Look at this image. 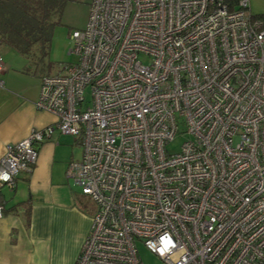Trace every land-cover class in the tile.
<instances>
[{"label": "built area", "instance_id": "built-area-1", "mask_svg": "<svg viewBox=\"0 0 264 264\" xmlns=\"http://www.w3.org/2000/svg\"><path fill=\"white\" fill-rule=\"evenodd\" d=\"M71 39L78 61L43 75L35 101L56 122L7 145L0 189L57 128L80 138L68 175L97 205L75 264H144L137 239L163 264H264V26L249 0H92ZM180 115L191 138L169 153Z\"/></svg>", "mask_w": 264, "mask_h": 264}, {"label": "crops", "instance_id": "crops-1", "mask_svg": "<svg viewBox=\"0 0 264 264\" xmlns=\"http://www.w3.org/2000/svg\"><path fill=\"white\" fill-rule=\"evenodd\" d=\"M6 48L0 43V158L9 143L57 119L35 106L43 76L35 59H14L18 52ZM82 153L79 137L56 128L33 168L20 171L13 188L1 187L0 264H75L97 208L68 175Z\"/></svg>", "mask_w": 264, "mask_h": 264}, {"label": "rangeland", "instance_id": "rangeland-1", "mask_svg": "<svg viewBox=\"0 0 264 264\" xmlns=\"http://www.w3.org/2000/svg\"><path fill=\"white\" fill-rule=\"evenodd\" d=\"M92 0H65L61 19L54 28L51 43L47 54L42 57L39 50L30 55H23L14 52V59H35L37 72L41 74H57L64 70V67L70 63H76L79 56L71 52L73 42L71 34L75 29H81L86 26L90 12ZM250 10L253 15L264 14V0H250ZM258 18V17H257ZM8 51L12 49L7 45ZM14 51V50H13ZM144 62L148 59L141 56ZM85 104H91V95L88 91L85 93ZM179 132L166 143V149L169 153H177L181 150L184 141L191 138L186 132V122L183 116L178 117ZM138 255L144 264H163V261L155 255L150 248L140 239L136 240Z\"/></svg>", "mask_w": 264, "mask_h": 264}, {"label": "trees", "instance_id": "trees-1", "mask_svg": "<svg viewBox=\"0 0 264 264\" xmlns=\"http://www.w3.org/2000/svg\"><path fill=\"white\" fill-rule=\"evenodd\" d=\"M228 1L235 8L240 0ZM64 7L65 0H0V43L23 55L39 50L44 57ZM251 15L264 26V14Z\"/></svg>", "mask_w": 264, "mask_h": 264}]
</instances>
